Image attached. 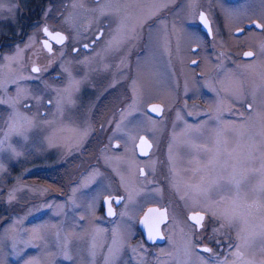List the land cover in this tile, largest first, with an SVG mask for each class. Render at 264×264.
<instances>
[{
	"label": "rangeland",
	"instance_id": "1",
	"mask_svg": "<svg viewBox=\"0 0 264 264\" xmlns=\"http://www.w3.org/2000/svg\"><path fill=\"white\" fill-rule=\"evenodd\" d=\"M253 21L264 25V0H0V264H264V28L244 29ZM43 29L64 45L45 49ZM93 69L107 80L97 91ZM203 91L204 103L188 100ZM191 108L205 119L173 116ZM167 119L170 174L149 186L164 159L140 163L132 145L145 133L159 147ZM97 160L105 172L89 167ZM118 194L105 222L98 206ZM169 196L204 227H189ZM147 203L168 208L155 248L135 228Z\"/></svg>",
	"mask_w": 264,
	"mask_h": 264
},
{
	"label": "flooded vegetation",
	"instance_id": "2",
	"mask_svg": "<svg viewBox=\"0 0 264 264\" xmlns=\"http://www.w3.org/2000/svg\"><path fill=\"white\" fill-rule=\"evenodd\" d=\"M250 28V27H249ZM249 28H244V29H249ZM202 32H201V30L199 31L198 30V35H200V36H202V34H201ZM100 35H101V30L99 29L98 30V32L96 33V34H94L93 36H92V40L91 39H89L88 40V43L87 44H83V45H80L79 46V48H80V53H82L81 55H90L91 53H92V51H94V48H95V44L98 42V40L99 39H97V37H100ZM65 40V39H64ZM63 40V41H64ZM64 44L63 43H61L60 45L59 44H57V45H54V47H59V48H61L62 46H63ZM204 46H207V45H204ZM197 47V46H196ZM195 49V46H192L191 47V50L193 51ZM75 51V49H73V52ZM206 51H208V49H206ZM197 52H201V51H199V49L197 50ZM208 52H210V50L208 51ZM137 55V54H136ZM196 58V57H195ZM199 58V59H198ZM198 58H196V59H192L190 62H188L187 64H188V66L191 68V69H194V72L192 73V74H194L195 75V77H197V76H199L200 74H201V72L200 71H198V70H196L195 71V68H196V66L198 65V64H200L201 62H203V61H201V57L198 55ZM100 58L99 57H97V58H95L93 61H97V60H99ZM193 60H195L196 61V64H194L193 66H192V64H193ZM130 64H131V62H130ZM92 72H90V74H89V76H88V80H87V82H89V85H92V87L90 88V89H92V91H97V90H99V89H102V88H104V84L107 82V80L105 79V76H102L101 74L104 72V69H98V73H96V74H94L95 72H96V70L95 69H93V70H91ZM129 72H131V74L130 75H132L133 76V71H132V69H131V71L129 70ZM91 73H92V75H91ZM132 78V77H131ZM84 85V87L86 86V84H83ZM179 89H181L180 87L177 89L178 91H179ZM204 89V88H203ZM106 91V90H105ZM200 91H201V89H200ZM200 95V93L199 94H197V95H195L196 97H194V98H191V97H193V96H190L189 97V99L188 100H194V102H196V103H198V102H201V103H204L205 102V100H203L202 98H206V96L208 95V93H206V92H202V94L200 95V97H198ZM209 96V95H208ZM187 100V99H186ZM183 102V101H182ZM200 105H202V104H200ZM97 108H99V106H97ZM99 111V110H102V109H94V111L96 112V111ZM203 110H205V111H207V109L206 108H204ZM180 111V112H179ZM177 113L174 111H172L173 112V116L175 117V116H182V117H184V118H186V120H185V122L186 123H189V124H192V123H194L196 120H201V119H205V117H206V114H204V112H201V110H195V109H193V108H191V109H189L188 111L185 109V110H179ZM210 111V110H209ZM230 111H233V110H230ZM230 111L229 110H221V114H223V113H226V114H230ZM162 112V111H161ZM183 113V114H182ZM210 113V112H209ZM162 114V113H161ZM117 115H118V113L116 112V111H114L113 112V115H111V119H110V124L108 125V131L109 132H114L116 129H118V126L120 125V124H115V122H116V120H117ZM148 115V114H147ZM136 116V113H135V111L133 110V111H131V114H130V116L129 117H131V118H134ZM150 116V115H149ZM153 118V117H152ZM158 119L160 118V117H157ZM168 121L170 120V119H167ZM170 121L169 122H166V128L164 127L163 129V133L161 134V135H163V138H161V135H160V138H159V147L157 146V145H155L154 147H153V143H152V137H151V135H153V134H151L150 135V137H148L147 136V134H143V133H139V134H137L136 135V140L133 142V145H132V150H133V152H134V155L136 156V159L141 163V162H145L146 160H150V162H152L153 163V165H154V168L156 167L155 166V164L158 162L159 163V161L160 160H162L163 161V159H164V161H163V164H165L166 165V167H167V173H162V170H160V168L159 167H157V168H155L152 172H151V175L149 174L150 173V171L148 170L146 173H144V171H143V169H142V167H140V164L138 165H136L137 167H136V171L138 170V172L136 173L137 175H138V177L139 178H143V179H148V176H149V186H152L151 184H153V185H155V186H157V187H159V186H162V185H164L163 184V182L160 180V181H155V180H152V181H150V178L152 179V177H156V178H162L163 180H165L168 176H169V174H170V172H169V164H168V161H167V159H168V151H167V145L165 146L164 145V143L166 142V144H168V138H169V134H171V132H170ZM169 124V125H168ZM102 127V126H101ZM105 134V133H104ZM104 134H102V136L103 137H105V135ZM140 137H143L144 139H146V141H145V143L142 141V143H143V146H137V143H138V141H139V138ZM104 139V138H103ZM105 139H106V137H105ZM116 145H117V147H116ZM147 146V151L145 152L146 154H142V153H139V152H141V150H139V152L137 151V147H141V148H145V147ZM114 148H116V150L115 151H119L120 150V147L118 146V144L117 143H115L114 142V144H112L111 145V149H114ZM110 148H109V150H111ZM159 152V153H158ZM164 153V155L165 156H163V158L161 159V157H160V153L161 154H163ZM99 154V153H98ZM160 159V160H159ZM98 161V160H97ZM99 162V161H98ZM95 166H97L96 167V169L98 170V171H100V173L103 171V172H105V170H107V166H105V165H103L101 162H99V163H94V167H92V166H89L90 168H95ZM143 171V172H140V171ZM139 173V174H138ZM165 175H168V176H165ZM170 194V193H169ZM119 195H121V194H118L117 196H119ZM104 196V195H103ZM107 196V195H106ZM116 196V197H117ZM122 197H120V199H121V201H120V203H114V200H115V198L116 197H110V200H111V207H112V211H114L113 212V215H112V217H110V218H107V217H105V214H104V207H103V204H99V208H98V212H99V214H100V217L102 218V219H104L105 220V222H108V221H110V220H113L116 216H117V214H118V209L120 208V206L123 204V201H124V195H121ZM116 201V200H115ZM105 204V203H104ZM166 206L168 207V208H172L176 213L179 211L181 214L183 213H186L185 214V218H183L182 220H184V222H187L188 221V214L189 213H191V212H189L188 211V213L187 212H185L184 210H183V208L181 207V205H180V203L176 200V199H173L172 197H168L167 198V200H166ZM105 205H107V204H105ZM165 205H158V204H154V203H147L146 205H144L143 206V208H142V211H141V214H142V212L147 208V207H158V208H161V209H164V211H165V213L167 212V207H166ZM193 213V212H192ZM197 213V212H196ZM200 213V212H199ZM182 216V215H181ZM140 217V215L136 218V221H135V228H136V230L138 229V227H137V221H138V218ZM167 217H168V215H167ZM168 223H169V219H167L163 224H161V226H160V230L162 229V227H164V226H166V225H168ZM187 224H188V226L190 227V226H193L194 224L193 223H190L189 221L187 222ZM137 232H139V235H140V239H139V241H143V243L144 244H147V245H152L154 248L155 247H157V246H161L164 242H165V238H164V234H163V231H161V234H162V236H163V239H164V241H162L161 243H147V242H145L144 241V239L142 238V235H141V233H140V231L139 230H137ZM198 247V246H197ZM197 247H195L196 249H197ZM200 247H202V246H200Z\"/></svg>",
	"mask_w": 264,
	"mask_h": 264
},
{
	"label": "water",
	"instance_id": "3",
	"mask_svg": "<svg viewBox=\"0 0 264 264\" xmlns=\"http://www.w3.org/2000/svg\"><path fill=\"white\" fill-rule=\"evenodd\" d=\"M198 20H199V18H198ZM198 22L200 23V20H199ZM200 24H201V23H200ZM257 24H258V23H256L255 21H253V22H251V23H247V24H245V25H244V28L254 27V28H256V29H259V28L256 27ZM201 29L204 30L206 33H208V30L205 29V28H203V25H202V24H201ZM237 31H238V33H240L242 30L240 29V30H237ZM237 31L234 32V34H238ZM43 34L45 35V38L47 39V40H46V39H41V44H42V46H43L45 49L48 48V47H45L46 44L48 45V40H49V41H52L53 43L60 44L59 42H57L56 37H57V35L63 36L61 33H58V32H53V33H49V32H47V33H46L44 29H43ZM153 106H156V107H158V108L161 110V106H160V105L155 104V103H151V104H148L147 107H146L147 112H149L148 110H149L150 108H152ZM149 113H151L152 115L157 116V114L154 113V112H149ZM142 141L145 143L146 139H144L143 137H140V138H139V141H138V143H137V146H143ZM144 147H145V146H144ZM139 150H141V152H139ZM137 151H138L139 153H145V152L147 151V146H146L145 148L137 147ZM105 200H107V199L104 198V200H103L104 214H105L106 216L110 217L111 215H108V211H107V209H108V205H105V204H104V201H105ZM117 200H119V199H117ZM149 209H154L155 212H154L152 215H150V216L148 217V219H147L146 222H147L149 225H155L156 228H157V230H158V232H159V236H155V235H154V239H152V240H149V239H148V229L145 227V224H144V223H141V221H145V216H146V214L149 212ZM161 213L163 214V216L160 215ZM198 215H199V216H202V214H200V213H189V214H188V219L190 220V222H192V223L194 224L193 220L190 219V217H195V216H198ZM166 220H167V218H166V214H165L164 209H158V208H156V207H147V208L142 212V214L140 215V217L138 218V221H137V227H138L139 229H141V231H142V238H143L147 243H161V242L163 241V237H162V235H161V233H160V226H161V224H163ZM197 228H198V227H197ZM161 237H162V238H161ZM205 248H206V247H197L196 250H198V251H203V249H205ZM204 252H205V251H204Z\"/></svg>",
	"mask_w": 264,
	"mask_h": 264
},
{
	"label": "snow or ice",
	"instance_id": "4",
	"mask_svg": "<svg viewBox=\"0 0 264 264\" xmlns=\"http://www.w3.org/2000/svg\"><path fill=\"white\" fill-rule=\"evenodd\" d=\"M199 20H200V23L203 25V28L207 29V30L209 31V33H211V32H212V28H211L210 21H209L208 17H206L204 14L201 13V14L199 15ZM256 27H257V28H264V25H262V24H257ZM47 31H48V30L45 29V32H46V33H47ZM99 38H100V37H97V39H99ZM56 40H57V42H59V43H63L64 37H63V36H60V35H57ZM45 47H48V48H49V51H51V48H50L49 45L46 44ZM193 51H196V50L194 49ZM244 55H245L246 57H252V56H253V52L249 51V52L244 53ZM193 64H196V61H195V60H193ZM32 71H33V72H38V71H40V69H38V68H33ZM148 111H149V112H154V113H156L157 115L160 114V109H159L158 107H156V106H153V107L150 108ZM142 154H146V153H142ZM109 195H111V194H109ZM116 202H117V203H120L119 200H117ZM104 203L108 205V209H107V211H108V215H113L112 207H111V200H105ZM154 212H155L154 209H149V212H148V213L146 214V216H145V221H141V223H144V224H145V227L148 229V239H149V240L154 239V235H155V236H159V232H158L156 226H155V225H149V224L146 222L147 219H148V217H149L150 215H152ZM160 215L163 216L162 213H161ZM190 219H192L193 222H194V225H193V226H194V230H195V228H197V227H200V228L204 227V224H203L204 217H203V216H199V215H198V216H195V217H190ZM217 219H220V217H217ZM225 223H227V221H225ZM225 223H221L220 228H223V227L225 226ZM216 231H219V229H217ZM161 238H162V237H161ZM203 251L208 252V251H211V249L205 248V249H203Z\"/></svg>",
	"mask_w": 264,
	"mask_h": 264
},
{
	"label": "bare ground",
	"instance_id": "5",
	"mask_svg": "<svg viewBox=\"0 0 264 264\" xmlns=\"http://www.w3.org/2000/svg\"><path fill=\"white\" fill-rule=\"evenodd\" d=\"M55 45H57L56 43H54ZM192 65H194V64H192ZM200 214H202V213H200ZM202 216H203V214H202ZM166 218L168 219V217H167V214H166ZM188 221L190 222V220L188 219ZM190 223H192V222H190ZM138 230L140 231V233H141V235H142V231H141V229H139L138 228ZM161 233V232H160ZM162 235V234H161ZM163 237V236H162ZM145 241V240H144ZM146 242V241H145Z\"/></svg>",
	"mask_w": 264,
	"mask_h": 264
},
{
	"label": "trees",
	"instance_id": "6",
	"mask_svg": "<svg viewBox=\"0 0 264 264\" xmlns=\"http://www.w3.org/2000/svg\"><path fill=\"white\" fill-rule=\"evenodd\" d=\"M138 234H139V232H138ZM140 236V235H139Z\"/></svg>",
	"mask_w": 264,
	"mask_h": 264
}]
</instances>
